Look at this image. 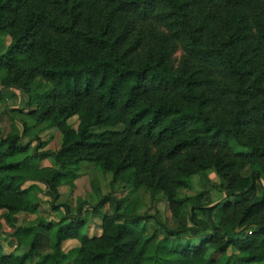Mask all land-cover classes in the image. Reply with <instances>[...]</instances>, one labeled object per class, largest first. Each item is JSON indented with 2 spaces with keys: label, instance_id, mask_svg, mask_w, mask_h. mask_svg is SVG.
Returning <instances> with one entry per match:
<instances>
[{
  "label": "trees",
  "instance_id": "1",
  "mask_svg": "<svg viewBox=\"0 0 264 264\" xmlns=\"http://www.w3.org/2000/svg\"><path fill=\"white\" fill-rule=\"evenodd\" d=\"M2 35V87L21 90L25 115L55 125L63 142L31 148L25 121L23 133L0 135V209L28 247L5 253L0 220V264H264V0H0ZM85 161L163 192L178 226L158 220L149 232L150 216L107 195L95 206L110 205L101 234H86L81 214L54 203ZM208 170L225 198L178 208L179 190ZM40 193L66 216L20 224ZM69 239L80 242L73 259Z\"/></svg>",
  "mask_w": 264,
  "mask_h": 264
},
{
  "label": "rangeland",
  "instance_id": "2",
  "mask_svg": "<svg viewBox=\"0 0 264 264\" xmlns=\"http://www.w3.org/2000/svg\"><path fill=\"white\" fill-rule=\"evenodd\" d=\"M10 43L11 37L9 35L0 36V52H4ZM1 89L5 93V100L0 102V135H7L15 129L23 133L25 121L28 125L25 142L30 141L31 148L43 143V149L58 150L63 142L62 132L52 123L38 122L25 115L28 111L27 105H25L27 97L21 90L9 87L4 88L0 83ZM20 109H23L25 113H21ZM71 122L77 125V117L72 118ZM42 164L52 165L53 162L50 159H45ZM222 183L221 178L212 170L194 175L189 179L188 185L181 188L178 192V208L188 210L191 200L197 196H202L205 201L210 197L212 203L221 201L225 198ZM29 184L30 182L27 183V185ZM75 184V188H70L69 185L63 184L60 187L61 197L54 203L58 205L61 203L68 204L71 209V212L67 214L69 216L81 214L87 221V225L84 228L86 234L95 235L101 233L102 214L110 210V205L105 204L99 210H96L95 206L107 195L121 199L124 209L131 204L129 206L135 214L150 216V218L144 220L149 232L158 224V220L171 228H175L179 224L176 211L170 206V202L163 192L152 193L144 186L135 188L126 183L113 182L112 173L105 171L94 162L85 161L77 167ZM40 197L41 206L37 213L23 212L19 214L20 224L27 225L36 221V219L43 222H59L66 216L65 206L57 210L53 208V203L48 196L40 193ZM155 217L157 218L155 219ZM0 220L4 223V230L6 231L1 236L4 252L24 253L28 247L20 245L17 239L11 235L13 229L5 223L2 209H0ZM162 237L163 232L160 233V238ZM182 241L184 243L188 241L198 243L199 238L185 235ZM79 246L80 242L77 239H69L63 243V251L70 254V259H73ZM235 253V249L230 248L227 252V257L231 255L234 257ZM219 256L220 254H217V257ZM27 264H34V262H28ZM68 264L72 263L68 262Z\"/></svg>",
  "mask_w": 264,
  "mask_h": 264
},
{
  "label": "crops",
  "instance_id": "3",
  "mask_svg": "<svg viewBox=\"0 0 264 264\" xmlns=\"http://www.w3.org/2000/svg\"><path fill=\"white\" fill-rule=\"evenodd\" d=\"M101 229V228H100ZM101 233L97 234V235H100ZM90 235V234H89ZM92 236V235H91Z\"/></svg>",
  "mask_w": 264,
  "mask_h": 264
},
{
  "label": "built area",
  "instance_id": "4",
  "mask_svg": "<svg viewBox=\"0 0 264 264\" xmlns=\"http://www.w3.org/2000/svg\"><path fill=\"white\" fill-rule=\"evenodd\" d=\"M249 233H251V231H249Z\"/></svg>",
  "mask_w": 264,
  "mask_h": 264
}]
</instances>
